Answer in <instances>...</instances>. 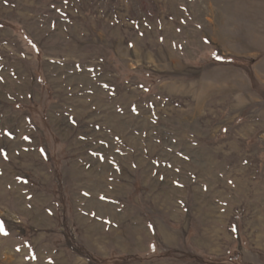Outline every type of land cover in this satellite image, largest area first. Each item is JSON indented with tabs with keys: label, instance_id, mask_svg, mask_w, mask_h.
Listing matches in <instances>:
<instances>
[{
	"label": "rangeland",
	"instance_id": "1",
	"mask_svg": "<svg viewBox=\"0 0 264 264\" xmlns=\"http://www.w3.org/2000/svg\"><path fill=\"white\" fill-rule=\"evenodd\" d=\"M0 225V264H264V0H0Z\"/></svg>",
	"mask_w": 264,
	"mask_h": 264
},
{
	"label": "snow or ice",
	"instance_id": "2",
	"mask_svg": "<svg viewBox=\"0 0 264 264\" xmlns=\"http://www.w3.org/2000/svg\"><path fill=\"white\" fill-rule=\"evenodd\" d=\"M213 55L215 56V54H213ZM0 233L5 234V235L7 234L6 232H4V229H3V226L2 225H0Z\"/></svg>",
	"mask_w": 264,
	"mask_h": 264
}]
</instances>
